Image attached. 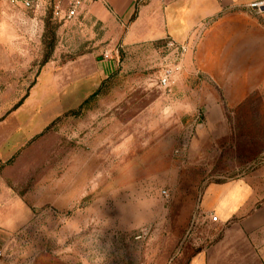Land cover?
Returning a JSON list of instances; mask_svg holds the SVG:
<instances>
[{"label": "rangeland", "instance_id": "rangeland-1", "mask_svg": "<svg viewBox=\"0 0 264 264\" xmlns=\"http://www.w3.org/2000/svg\"><path fill=\"white\" fill-rule=\"evenodd\" d=\"M4 2L0 264H264V231H202L211 184L264 188V8L143 45L155 53L100 79L119 44L74 42L52 15L32 32Z\"/></svg>", "mask_w": 264, "mask_h": 264}, {"label": "crops", "instance_id": "crops-1", "mask_svg": "<svg viewBox=\"0 0 264 264\" xmlns=\"http://www.w3.org/2000/svg\"><path fill=\"white\" fill-rule=\"evenodd\" d=\"M257 1L263 0H86L78 17L64 22L59 20V23L60 26L63 23V26H69L67 38L74 42L81 32L82 37L89 41L88 47L102 42L119 44L122 61L119 55L114 57V54L110 58L97 57L96 68L100 79H107L121 65L124 66L127 59L150 57L155 53L149 48L142 49L143 45L168 37L184 41L194 26L203 25L224 10L246 7ZM39 2L40 7L32 11L25 9L22 3L15 5L12 0H5L3 8L8 13L5 11L3 18L15 24L13 19L20 15V21H24L21 24L28 27L35 14L41 17L44 26V19L47 15L53 16L57 4L68 5V0ZM87 74L85 70L75 71L73 82L86 81L89 78ZM208 122L209 119L199 120L193 127L196 133L206 131ZM211 126L215 127L214 124ZM253 178L213 183L205 190L202 211L207 219L202 231L230 225L251 236L264 231V188L256 187ZM212 215L217 216V223L211 221Z\"/></svg>", "mask_w": 264, "mask_h": 264}, {"label": "built area", "instance_id": "built-area-1", "mask_svg": "<svg viewBox=\"0 0 264 264\" xmlns=\"http://www.w3.org/2000/svg\"><path fill=\"white\" fill-rule=\"evenodd\" d=\"M85 1L86 0H68L67 7H63L62 5L57 4L53 11L54 18L60 21H67V20H71V19L78 17L79 11ZM12 2L15 5L17 3H22L25 9H29L32 11L33 10L35 11L38 7H40L39 0H36V1L34 0H12ZM248 6L261 10L264 8V0L250 3ZM31 20H32L30 22L31 30L32 32H36L38 30V27L42 23V20L41 18L38 19L36 15ZM21 23H24V21H22ZM110 57H111L110 52L107 51L104 58H110ZM160 84L161 86L168 87L170 85V75L169 74L163 75L162 78H160ZM211 219L215 222L218 221V218L216 215H212Z\"/></svg>", "mask_w": 264, "mask_h": 264}, {"label": "trees", "instance_id": "trees-1", "mask_svg": "<svg viewBox=\"0 0 264 264\" xmlns=\"http://www.w3.org/2000/svg\"><path fill=\"white\" fill-rule=\"evenodd\" d=\"M49 55H50V53H48V54L46 55V58H45V60H47V59H48ZM21 102H22V101H21ZM21 102H19L18 106L21 104Z\"/></svg>", "mask_w": 264, "mask_h": 264}]
</instances>
